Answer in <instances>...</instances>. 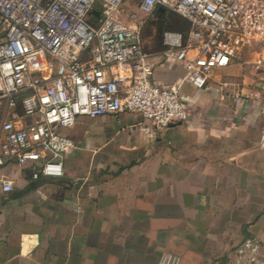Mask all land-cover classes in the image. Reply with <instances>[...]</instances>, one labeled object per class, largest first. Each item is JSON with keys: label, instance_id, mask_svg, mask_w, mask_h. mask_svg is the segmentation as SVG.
Wrapping results in <instances>:
<instances>
[{"label": "crops", "instance_id": "obj_1", "mask_svg": "<svg viewBox=\"0 0 264 264\" xmlns=\"http://www.w3.org/2000/svg\"><path fill=\"white\" fill-rule=\"evenodd\" d=\"M144 48L157 83L184 75L162 38ZM252 59L213 69L204 88L183 84L185 119L152 137L135 112L77 116L60 128L76 146L61 177L3 167L14 186L0 189V264H157L164 253L223 264L246 237L264 256V69Z\"/></svg>", "mask_w": 264, "mask_h": 264}, {"label": "built area", "instance_id": "obj_2", "mask_svg": "<svg viewBox=\"0 0 264 264\" xmlns=\"http://www.w3.org/2000/svg\"><path fill=\"white\" fill-rule=\"evenodd\" d=\"M123 2L0 0V170L16 163L32 179L61 177L63 155L76 146L60 128L71 127L77 116L135 112L152 137V128L185 119L183 84L204 88L213 69L247 51L253 52L251 66L264 69V0H139L130 21L122 19ZM158 6L188 24L184 32H163L165 60L185 68L170 84L153 79L143 18L136 14L149 16ZM93 10L99 12L95 24ZM13 186L0 175L1 191ZM81 209L82 200L74 207ZM260 246L246 237L223 264H264ZM157 264L183 263L164 253Z\"/></svg>", "mask_w": 264, "mask_h": 264}, {"label": "rangeland", "instance_id": "obj_3", "mask_svg": "<svg viewBox=\"0 0 264 264\" xmlns=\"http://www.w3.org/2000/svg\"><path fill=\"white\" fill-rule=\"evenodd\" d=\"M138 1L139 0H124L121 5V8L123 9L122 19L125 21L131 20L129 14L137 12ZM136 14L138 20H140L139 18H143L141 35L144 44L151 42L152 39H154V35L157 36L158 39H161L164 31L173 30L184 32L187 29V23L184 19H181L182 17L171 9L163 8L161 6L156 7L153 13L146 17H142V14H139V12ZM151 36L153 37L151 38Z\"/></svg>", "mask_w": 264, "mask_h": 264}, {"label": "trees", "instance_id": "obj_4", "mask_svg": "<svg viewBox=\"0 0 264 264\" xmlns=\"http://www.w3.org/2000/svg\"><path fill=\"white\" fill-rule=\"evenodd\" d=\"M98 18H99V12L97 11V10H93L92 12H91V15H90V21L92 22V23H96L97 22V20H98ZM182 19V18H181ZM184 21V20H183ZM187 23V22H186ZM187 28H188V24H187ZM162 36H163V34H162ZM143 39V38H142ZM143 48H144V40H143ZM144 50H145V48H144ZM146 51V50H145Z\"/></svg>", "mask_w": 264, "mask_h": 264}]
</instances>
